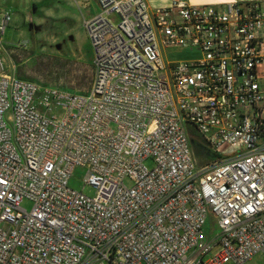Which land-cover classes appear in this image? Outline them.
Listing matches in <instances>:
<instances>
[{"label": "built area", "instance_id": "obj_1", "mask_svg": "<svg viewBox=\"0 0 264 264\" xmlns=\"http://www.w3.org/2000/svg\"><path fill=\"white\" fill-rule=\"evenodd\" d=\"M96 3L83 93L7 73L0 9V264L264 256V0ZM77 167L93 196L69 186Z\"/></svg>", "mask_w": 264, "mask_h": 264}, {"label": "rangeland", "instance_id": "obj_2", "mask_svg": "<svg viewBox=\"0 0 264 264\" xmlns=\"http://www.w3.org/2000/svg\"><path fill=\"white\" fill-rule=\"evenodd\" d=\"M0 9L11 15L2 37L8 74L40 87L87 91L93 77V56L83 27L87 14L76 0H0ZM191 58L197 59L199 54L178 50L164 53L165 62ZM194 151L199 161L208 158L200 147H194ZM145 165L150 166L149 162ZM85 175L86 169L77 167L69 186L93 196V188L83 185ZM21 207L29 210L31 203L23 201ZM206 229L217 232L209 221ZM247 264H264V256H256Z\"/></svg>", "mask_w": 264, "mask_h": 264}, {"label": "crops", "instance_id": "obj_3", "mask_svg": "<svg viewBox=\"0 0 264 264\" xmlns=\"http://www.w3.org/2000/svg\"><path fill=\"white\" fill-rule=\"evenodd\" d=\"M78 5L86 12L87 18L94 15L98 11V6L95 0H76ZM95 1V2H94ZM148 8L154 10L160 7H168L170 0H145ZM190 5H219L226 3L230 0H185Z\"/></svg>", "mask_w": 264, "mask_h": 264}]
</instances>
